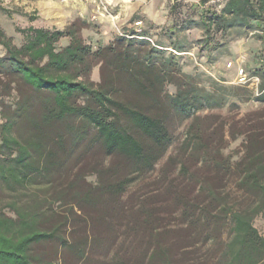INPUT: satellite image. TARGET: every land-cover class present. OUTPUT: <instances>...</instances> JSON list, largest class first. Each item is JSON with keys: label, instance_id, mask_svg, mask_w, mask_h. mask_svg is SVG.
<instances>
[{"label": "trees", "instance_id": "1", "mask_svg": "<svg viewBox=\"0 0 264 264\" xmlns=\"http://www.w3.org/2000/svg\"><path fill=\"white\" fill-rule=\"evenodd\" d=\"M212 1L189 15L176 0L169 47L145 32L94 49L80 21L17 28L20 43L0 26V264H264V112L231 126L236 155L198 123L233 99L264 103V49L258 93L208 90L180 61L192 45L180 37L194 30L203 51L251 32L264 45V0ZM175 116L193 118L180 170L151 185Z\"/></svg>", "mask_w": 264, "mask_h": 264}, {"label": "rangeland", "instance_id": "2", "mask_svg": "<svg viewBox=\"0 0 264 264\" xmlns=\"http://www.w3.org/2000/svg\"><path fill=\"white\" fill-rule=\"evenodd\" d=\"M184 11L194 15L196 11L192 5L200 0H183ZM176 0H0V4L14 13L7 17L0 12V26L10 35H13L17 43L21 42L16 34V29L31 24L39 27L67 29L75 21L86 25L81 35L94 49L108 46L119 36L143 34L148 32V42L151 46H157L159 42L170 46L171 39L168 32L173 29L174 18L170 11ZM212 5L220 9L222 0H213ZM36 15L37 20L30 22V16ZM191 45L188 53L181 54V63L188 74L199 76L201 86L213 90V85L220 86H244L258 93L259 80L253 77L254 71L259 67V58L263 55L264 45L257 38L256 32L247 35L235 34L226 47L218 52L203 51L197 43L202 38V32L194 30L182 35ZM62 45H67L68 40H63ZM168 53L174 52L167 48ZM4 50L0 47V56ZM176 54V53H175ZM262 62V61H260ZM92 80H100V68L93 71ZM174 92V88H169ZM16 98L13 93L4 98L5 102L12 103ZM1 111V110H0ZM264 103L250 101L241 103L233 99L229 105L222 109L205 110L198 113L199 124L203 129H208L215 140L224 139V153L236 155L240 151L242 136L238 141L230 137L231 126L236 129L241 127V121L250 114L263 113ZM193 118L182 121L179 117H172L170 122L173 144L167 155L156 166L149 184L154 181L174 176L180 170V162L183 158L181 149ZM2 118L0 116V124ZM173 158L171 162L170 159ZM98 156L86 158V164L99 160ZM94 167V166H93ZM92 167V168H93ZM95 177H90L94 180ZM159 180V181H160ZM150 181V182H149ZM134 187L131 191L135 190ZM162 198L161 200H163ZM255 225L264 235V216L256 219Z\"/></svg>", "mask_w": 264, "mask_h": 264}]
</instances>
